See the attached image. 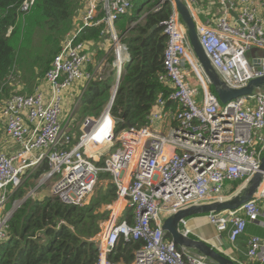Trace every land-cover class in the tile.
Instances as JSON below:
<instances>
[{
  "label": "built area",
  "instance_id": "obj_1",
  "mask_svg": "<svg viewBox=\"0 0 264 264\" xmlns=\"http://www.w3.org/2000/svg\"><path fill=\"white\" fill-rule=\"evenodd\" d=\"M165 1L172 11L158 25L167 37L160 79L171 90L161 92L143 126L117 131L111 112L131 60L117 21L132 9L134 0H83L80 23L62 41L43 81L33 93H15L4 101L0 115L8 138L18 148L10 155L0 150V244L7 241L9 221L25 200L5 209L9 188L19 187L22 174L46 160L50 169L42 180H51L50 195L64 204H88L102 172L117 187L114 208L98 234L104 232V237L100 242L95 239L99 248L95 264H115L108 254L120 238L142 241L132 264H219L179 248L167 237L163 221L183 207L227 198L228 183L242 180L237 191L259 169L264 156V88L222 104L194 54L175 2L161 0L153 10H160ZM184 1L196 21L200 42L228 85L240 87L264 76V57L251 55L264 49V0H207L218 3L221 13L205 19L200 17L204 0ZM35 3L23 0L19 10L28 13ZM95 26L112 43L114 83L101 113L83 118L82 132L70 145L72 135L63 120L64 94L76 82L84 81L87 87L98 76L88 69L93 53L80 39L86 28ZM12 29L9 26L8 35ZM128 208L132 221L125 216ZM204 216L234 243L249 223L264 228V179L255 196L240 207ZM181 229L192 233L186 219ZM247 258L251 264H264L261 235H250Z\"/></svg>",
  "mask_w": 264,
  "mask_h": 264
},
{
  "label": "trees",
  "instance_id": "obj_2",
  "mask_svg": "<svg viewBox=\"0 0 264 264\" xmlns=\"http://www.w3.org/2000/svg\"><path fill=\"white\" fill-rule=\"evenodd\" d=\"M160 1L148 0L136 6L133 2L132 11L117 21L118 33L131 56L122 74L111 111L116 119L117 131L126 129L127 121L133 127L143 126L161 92L169 94L171 90L160 79L164 72L163 54L167 37L162 27L152 29L172 11L169 1H165L160 10H153ZM22 2L0 0V107L13 94L22 93L10 85L19 55L26 53L33 73L38 75L37 83H28L26 86L27 93H33L43 81L66 35L79 25L84 6L83 0H36L30 12L22 13L19 10ZM142 12L146 13L143 19ZM220 13L221 6L218 3L202 1V19ZM9 26H13V29L8 35ZM80 39L95 44L101 41L103 45L107 37L101 36V27L95 26L86 28ZM107 50L109 53L106 54ZM107 50L98 49L92 54L96 62L106 54L110 72L104 74L103 78L96 76L87 85L77 106L86 114L84 116L99 115L111 95L110 89L115 78L114 70L111 69L115 58L111 42ZM94 64H90L89 68ZM0 120L3 121L1 115ZM71 125L66 129L72 135L70 145L76 143L80 136L72 130ZM2 128L3 122L0 123V137ZM102 163L103 160L98 164ZM49 169L46 160L33 171L27 169L22 174L23 183L15 189L9 188L11 194L5 209H10L15 201L24 199L29 190L34 188V180ZM108 179V173H100L99 180L108 183L96 187L89 203L83 206L64 204L50 194L43 198L27 196L9 221V237L0 244V264H95L99 257L95 237L101 232L110 214L108 211L100 212L99 208L101 204L111 203L117 197V187ZM231 184L229 194L242 184V180ZM125 216L132 221V210L128 208ZM167 237L171 238L170 235ZM141 246V240L120 238L108 256L115 264H132L135 252Z\"/></svg>",
  "mask_w": 264,
  "mask_h": 264
},
{
  "label": "water",
  "instance_id": "obj_3",
  "mask_svg": "<svg viewBox=\"0 0 264 264\" xmlns=\"http://www.w3.org/2000/svg\"><path fill=\"white\" fill-rule=\"evenodd\" d=\"M173 1L176 4L182 22L186 28L194 54L197 57L200 65L202 66L213 91L216 93L218 99L222 104H226L230 100L239 96L254 94L258 89L264 88V76L255 77L248 83L240 87H232L228 85L216 70L209 55L200 42L199 35L196 29V21L187 3L184 0ZM232 13L235 17H237L234 11ZM157 27L158 25H154L152 29H156ZM252 63L258 66L255 60H253ZM126 124L128 127L132 126L128 121L126 122ZM263 179L264 156L261 159L259 169L248 179V181L242 187H240L234 193L228 195L227 198L192 204L168 215L164 219L162 225L166 231V235H170L172 240L180 248L192 250L212 260H215L219 264H240L239 262L225 255L222 251L216 249L215 246L208 243L205 239L195 238L183 232L181 229V222L195 215L207 214L210 212H219L226 209H236L240 207L244 202L252 199L255 196V193L261 185ZM27 196H29V194Z\"/></svg>",
  "mask_w": 264,
  "mask_h": 264
},
{
  "label": "rangeland",
  "instance_id": "obj_4",
  "mask_svg": "<svg viewBox=\"0 0 264 264\" xmlns=\"http://www.w3.org/2000/svg\"><path fill=\"white\" fill-rule=\"evenodd\" d=\"M148 0H134V4L135 6L138 4V3H141V2H146ZM134 10V9H133ZM31 11V10H30ZM29 11V12H30ZM132 11V9H131ZM130 11V12H131ZM145 12V11H144ZM144 12H142V19L145 17L146 13L144 14ZM119 28V24L117 23V29ZM109 38H107V40H105V44L104 45H110V42L108 41ZM256 55L258 56H261V57H264V49H258L257 52H256ZM105 62V61H104ZM103 62V64H104ZM37 70V69H36ZM102 75L104 74H109L110 72V66H109V63L106 62V65H104V67H102ZM13 77H12V80H11V86L12 88L17 91V92H22V94H30V93H27L28 90L26 89V86L28 83H37L38 82V75L37 73H33L32 71V67L30 66V61L28 59V56L26 55V53H21L18 57V61L17 63L15 64V67H14V72H13ZM99 75V74H98ZM79 82V81H78ZM76 82V83H78ZM113 85V84H112ZM111 89H112V86H111ZM111 89H110V92H111ZM84 90V87H78V90H76L75 92H71L70 89L67 90L64 94V113H63V120H64V124L66 120H68L69 116L75 112V115L71 121V123L73 124V126L71 125L72 127V130H75L76 132H78V136L81 134V122L83 120V118L85 117L84 115H86L85 113H83L81 110H80V107H77L76 105L78 104L79 106V103H80V96L82 94ZM110 96L108 97V99L106 101H108L110 99ZM75 107L76 108V111H75ZM4 121H1L0 120V123ZM4 134V133H2ZM2 136V135H1ZM2 140V138L0 137V141ZM4 141V138L2 140V142ZM11 144V143H10ZM12 145V144H11ZM34 170V169H33ZM23 179V177H22ZM43 179V176L41 175L38 179L34 180L35 182V186H39L33 193L32 195L35 197V198H38L40 196L44 197L45 194L48 195L49 193V190H50V186H51V180H42ZM24 180V179H23ZM108 182L106 181H99L98 185L96 186L97 188L98 187H101L103 186V184H107ZM34 186V187H35ZM32 190V188L29 190V192ZM40 190H42L40 192ZM28 192V193H29ZM17 204V202L15 203ZM204 216V215H203ZM187 220V224L189 226H191L194 222H195V216L193 217H189ZM251 232L253 233H258V234H262L264 235V228L257 225L255 227V229L251 230V229H246V232L244 234H242L237 240H242V239H246V237L250 234L251 235ZM252 233V234H253ZM97 241H101L104 237V232L101 233L99 236L97 235ZM95 237V239H96ZM238 243H240V241H238Z\"/></svg>",
  "mask_w": 264,
  "mask_h": 264
},
{
  "label": "crops",
  "instance_id": "obj_5",
  "mask_svg": "<svg viewBox=\"0 0 264 264\" xmlns=\"http://www.w3.org/2000/svg\"><path fill=\"white\" fill-rule=\"evenodd\" d=\"M203 19H205V18H203ZM87 44L89 46V51H91L93 54H95L98 49H104V50L106 49L107 50L109 48L107 44L104 45L105 43L102 45L101 41L99 43L97 42V44H95L93 41H89V42H87ZM256 52H257V50L254 52H251V55H253V54L256 55ZM107 53H109L108 50H107L106 54ZM106 54L98 62H96L93 59V62L95 64L92 65L93 69H92V67H91V69L96 71L97 75L98 74L100 75V73H102V66L101 65L103 64V61L106 62V59H105ZM93 62H91L90 64H93ZM90 64L88 66V69H90L89 68ZM97 70H98V73H97ZM189 78H190L191 82L194 83V80L192 79V74L189 75ZM78 87H84V90H85V87H86L85 82L80 81V82L76 83L74 85V87H72L70 89V91L75 92L76 90H78ZM76 108L77 107H75V109ZM73 114H74V112H73ZM71 115L69 116L68 120L65 121V123L68 122V125L71 123V121L73 119V115L72 116ZM2 130H3L4 134H2L1 138H2V140L4 138V141L3 142H2V140L0 141V150L7 152L9 155L13 154L17 150L18 146L16 144H14L12 141H10V139L7 140L8 136H7V133L5 131V125H4V128H2ZM231 186H232V184L228 183V188H231ZM41 191L42 190H40V192ZM48 194H50V192ZM45 195H47V194H45ZM38 198H43V197L40 196ZM113 202L115 203V201H112L111 203L101 204L99 211L102 213L108 211L110 213L111 209L114 208ZM195 219H196L195 222L191 226H189L192 229L191 234L193 235V237L205 239L208 243L215 246L216 249L222 251L225 255L234 259L235 261L239 262L240 264H251L250 262H248V258H247L248 239L250 237V234L246 237V239L237 240L234 243V242H231L229 240L227 232L218 231L213 224H211L207 221L205 216H195ZM257 225H259V224L258 223H249L247 226V229L249 228V229L253 230V229H255V227ZM252 233L253 232H251V234ZM259 235H261L264 238V235H262V234H259ZM238 241H240V243H238Z\"/></svg>",
  "mask_w": 264,
  "mask_h": 264
}]
</instances>
